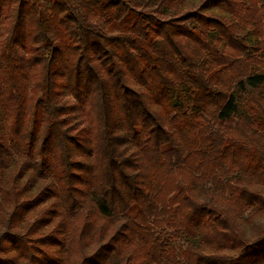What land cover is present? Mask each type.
Masks as SVG:
<instances>
[{
    "label": "trees",
    "instance_id": "1",
    "mask_svg": "<svg viewBox=\"0 0 264 264\" xmlns=\"http://www.w3.org/2000/svg\"><path fill=\"white\" fill-rule=\"evenodd\" d=\"M184 1L0 0V264H264V2Z\"/></svg>",
    "mask_w": 264,
    "mask_h": 264
},
{
    "label": "rangeland",
    "instance_id": "2",
    "mask_svg": "<svg viewBox=\"0 0 264 264\" xmlns=\"http://www.w3.org/2000/svg\"><path fill=\"white\" fill-rule=\"evenodd\" d=\"M28 1L37 3L40 6L42 11H46L48 9V0H28ZM199 2L200 0H185L184 3L181 5L180 10L181 11L194 10L198 6ZM164 17L166 18L169 17L168 11L164 10ZM254 41L255 39L253 37H250L249 40H247V42L250 44H253ZM262 55H264V53H262ZM239 224H240L241 229L245 232L247 239L251 240L254 236V226L248 224L243 219L240 220ZM254 224L264 228V218H256L254 220Z\"/></svg>",
    "mask_w": 264,
    "mask_h": 264
},
{
    "label": "crops",
    "instance_id": "3",
    "mask_svg": "<svg viewBox=\"0 0 264 264\" xmlns=\"http://www.w3.org/2000/svg\"><path fill=\"white\" fill-rule=\"evenodd\" d=\"M30 3H32V4H33L34 2H30Z\"/></svg>",
    "mask_w": 264,
    "mask_h": 264
}]
</instances>
